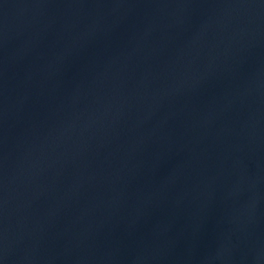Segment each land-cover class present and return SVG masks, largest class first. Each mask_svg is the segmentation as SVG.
I'll list each match as a JSON object with an SVG mask.
<instances>
[{
	"label": "water",
	"instance_id": "obj_1",
	"mask_svg": "<svg viewBox=\"0 0 264 264\" xmlns=\"http://www.w3.org/2000/svg\"><path fill=\"white\" fill-rule=\"evenodd\" d=\"M0 264H264V0H0Z\"/></svg>",
	"mask_w": 264,
	"mask_h": 264
}]
</instances>
